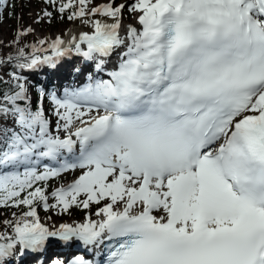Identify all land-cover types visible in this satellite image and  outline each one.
<instances>
[{"label": "snow or ice", "instance_id": "obj_1", "mask_svg": "<svg viewBox=\"0 0 264 264\" xmlns=\"http://www.w3.org/2000/svg\"><path fill=\"white\" fill-rule=\"evenodd\" d=\"M40 2L88 30L0 55V264H264V0Z\"/></svg>", "mask_w": 264, "mask_h": 264}, {"label": "rangeland", "instance_id": "obj_2", "mask_svg": "<svg viewBox=\"0 0 264 264\" xmlns=\"http://www.w3.org/2000/svg\"><path fill=\"white\" fill-rule=\"evenodd\" d=\"M25 1V8L20 11L18 19L16 23H23V26L27 27H33L35 29V32L39 38H54L56 35H61L67 38L68 31L76 24L77 26H82L79 22H75L70 25H66L62 20H53L51 24L42 23V24H35L34 20L36 18L37 13L40 11L41 8L44 7V5L40 2L38 3L37 0H24ZM101 2V0H96V3ZM5 19L0 21V41L4 42V46L0 47V55H4L6 53L10 52L9 47H7L8 44L12 41V34L17 29H15L14 21L12 20V17L9 13V8L6 9L5 13ZM131 20L125 19V24L128 22L130 23ZM84 27V26H82ZM85 28V27H84ZM86 29V28H85ZM88 30V29H86ZM54 36V37H53ZM62 67V66H61ZM44 81L48 80V76H41L38 81L43 83ZM51 79H49L50 81ZM33 83H35V80L33 78ZM63 83V82H61ZM52 84H55L53 82ZM58 84V83H57ZM59 85V84H58ZM56 89V88H54ZM42 221L46 223H64V222H72V221H79L80 217H72L68 220H63L59 218H54L53 221H46L45 215H41ZM3 229V226L0 225V230Z\"/></svg>", "mask_w": 264, "mask_h": 264}, {"label": "trees", "instance_id": "obj_3", "mask_svg": "<svg viewBox=\"0 0 264 264\" xmlns=\"http://www.w3.org/2000/svg\"><path fill=\"white\" fill-rule=\"evenodd\" d=\"M38 3H40V0H37ZM14 3H15V8H11L9 7V13H13L14 12V15H10L12 17V20L14 21V24H15V29L17 28H26L25 26H23V23H16L17 19H18V16H19V13L21 10H23L25 8V1L24 0H14ZM55 20H59L61 21L59 18L55 19ZM64 23H66V25H70L72 24V22H69L67 20H62ZM14 36H15V31L13 32L12 34V40L14 39ZM40 39L36 32L28 35L27 37L23 38L22 40V44H28V43H31V42H34L36 40ZM10 51H12V49H10ZM36 83V82H35ZM57 181H54L52 183V187H55ZM11 211L10 209H3V210H0V221H2L3 219H8L10 218V214H11ZM40 211V215H45V213L43 212L42 209L39 210ZM82 213L80 212H75L73 216H63V217H54V218H59V219H63V220H68V219H71L72 217L76 216V217H82Z\"/></svg>", "mask_w": 264, "mask_h": 264}, {"label": "bare ground", "instance_id": "obj_4", "mask_svg": "<svg viewBox=\"0 0 264 264\" xmlns=\"http://www.w3.org/2000/svg\"><path fill=\"white\" fill-rule=\"evenodd\" d=\"M133 21H130V23H132ZM129 23V22H128ZM82 30H86L84 27L82 26H77L76 24L68 31V34H76L79 33ZM57 36V35H56ZM54 37V36H53ZM81 59L75 56L71 57V63H64L62 65V67L59 68L58 71L52 72L50 74H48L47 76L52 78V83L54 82V80L59 81L60 82H66L68 81L71 77L72 79H74V77L70 74L71 68L73 65H78L80 63ZM69 75V77H68ZM82 77V76H81ZM80 77V78H81ZM83 80V79H80ZM49 86V84H47ZM71 223V222H69Z\"/></svg>", "mask_w": 264, "mask_h": 264}]
</instances>
